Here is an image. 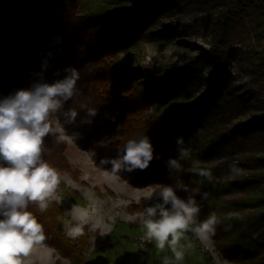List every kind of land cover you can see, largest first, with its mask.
Instances as JSON below:
<instances>
[{
	"label": "trees",
	"instance_id": "1",
	"mask_svg": "<svg viewBox=\"0 0 264 264\" xmlns=\"http://www.w3.org/2000/svg\"><path fill=\"white\" fill-rule=\"evenodd\" d=\"M189 3L213 20L210 48L202 53L200 61L195 59L171 73L129 62L121 64L120 53L135 54L130 49L135 48L144 32L168 36L171 30L156 31V24ZM57 35L62 43L54 45L52 40ZM235 44L244 46L252 63L253 81L264 91V0H0V97L28 88L35 79L33 73L42 70L46 58L43 53L52 52L50 67L43 72L47 82L62 78L67 66L79 71L76 95L64 106L79 114L75 123L66 127L70 134L80 133L75 145L92 152L94 165L110 169V165L100 166L99 160L115 158L117 149L128 139L146 134L161 158L154 159L144 171L122 172L119 177L137 187L175 186L178 179L183 181L192 192L177 189V195L182 199L195 196L201 206L197 220L213 212L220 220L215 233L219 234L221 251L242 264H264V190L254 187L264 180V157L254 155L264 152V119L241 120L240 116L250 109L248 98L227 90L228 80L215 88L209 86L198 71V65L205 62L224 66L227 51ZM56 71H60V77L53 76ZM85 105L96 108L98 115L88 117ZM105 113L114 116L115 121L105 118ZM89 119L92 123L87 122ZM178 136L191 149L189 158L178 153ZM45 145L50 150L44 156L47 162L59 172L68 170L66 142L49 136ZM235 153L241 156L237 166L248 167L251 173L217 181L230 173L228 165L208 164ZM169 158L179 160L180 172L167 171L165 161ZM192 159L205 162L214 179L209 182L194 174ZM203 192L209 193L207 200H201L199 193ZM238 192L242 195L237 199H226ZM66 194L83 204L74 193ZM28 211L44 227L43 243L70 258L72 264H162L164 256L172 258L168 247L161 251L154 241L148 239L144 245L136 241V235H145L142 225L117 222L104 244L87 259L75 243L68 241L77 242L79 236L67 233L65 239L60 228L64 214L55 200L43 212L35 204H30ZM86 233L84 228L83 239ZM192 233L190 230L187 236L196 264H212L196 248ZM215 235L212 238L216 239ZM184 257L182 264H193L187 259L188 253Z\"/></svg>",
	"mask_w": 264,
	"mask_h": 264
},
{
	"label": "clouds",
	"instance_id": "2",
	"mask_svg": "<svg viewBox=\"0 0 264 264\" xmlns=\"http://www.w3.org/2000/svg\"><path fill=\"white\" fill-rule=\"evenodd\" d=\"M52 43H62V37L57 35ZM43 55L46 58L42 60V70L33 73L35 79L28 88L14 90L0 97V264H22L21 257H27L34 245L46 239L43 225L28 211L30 204L37 205L41 212L45 211L49 202L56 199L55 191L61 182L59 170L44 158L50 151L45 145V139L56 136L58 142L75 145L81 138L80 133L70 134L66 127L75 123L79 113L74 108L65 110L64 107L76 95L79 71L67 66L63 69L62 78L47 82L43 72L50 67L49 60L53 53L49 51ZM53 76L60 77V71L54 72ZM84 108L88 117L98 115L96 108L87 105ZM104 115L115 121L114 116L108 113ZM87 122L92 123V120ZM175 143L178 153L189 158L191 149L185 146L184 138L178 136ZM88 158L92 160L91 155ZM160 158L155 154L151 138L139 133L117 149L115 158H101L99 165H110V169H103L105 174L119 178L118 174L122 172L144 171L154 159ZM220 163H227L232 175L243 172L236 162H228L227 157H222ZM165 164L169 172L182 170V164L177 159L169 158ZM191 171L209 182L214 179L212 171L199 159L191 160ZM177 189L192 192L179 179L175 186L153 184L133 189L145 192L146 200L156 197L160 201L144 207L137 213V218L145 236L155 242L157 249L162 251L168 247L171 250L172 258L164 256L162 264H182L184 249L192 247L187 236L190 230L210 238L220 223L214 212L198 221L201 206L195 196L190 194L182 199L177 195ZM199 195L201 200L209 197L207 192ZM82 234L81 225L68 226L69 236Z\"/></svg>",
	"mask_w": 264,
	"mask_h": 264
},
{
	"label": "rangeland",
	"instance_id": "3",
	"mask_svg": "<svg viewBox=\"0 0 264 264\" xmlns=\"http://www.w3.org/2000/svg\"><path fill=\"white\" fill-rule=\"evenodd\" d=\"M6 24L10 26V20H7ZM155 27L157 28L156 31L158 28H169L170 34L163 37L162 33L146 34L148 31L144 32L135 48L130 49L135 54L120 53L118 58L121 64L129 62L132 65L138 64L154 70L157 69L160 73H171L178 71L179 68L188 65L195 59L200 61V58L203 57L202 53L210 48L212 17L199 10L194 4L189 3L187 7L175 9L170 15L162 19L161 24L157 23ZM160 31L162 32V30ZM224 64V66H211L205 62L198 65V71L199 74L205 76L209 86L215 88L228 80L227 90L229 89L232 93L236 91L238 95H244L248 98L250 109L246 114L240 116L241 120L257 121L264 119V91L253 81L252 63L248 59L244 46L232 45L227 51ZM157 78L158 75H155L154 80ZM89 155L92 156L91 151L81 150L76 145L66 142L64 156L70 167L68 170L60 172L61 182L55 191V201L64 214L60 228L62 233L66 234L65 239L67 240L68 226L72 225V222L81 225L87 231V238L85 239L79 235L77 242L73 239L68 240L71 244L75 243L77 251H80V255L87 259L104 244L117 222L133 226L141 225L137 213L142 211L144 207L152 206L159 201L156 197H153L152 200H146L144 198L145 192L133 190L147 186H133L128 182L125 183L120 177L106 175L104 170L89 160ZM254 155L264 157V152ZM239 157L241 156L238 153L232 154L228 158V162H236ZM220 160L221 158H217L208 165H228L227 163H220ZM240 168L243 169L241 174L251 173L248 167ZM257 170L262 171L259 168ZM234 178L236 175L229 173L217 178V181L221 182ZM254 187L264 190V180ZM67 192L69 194L74 193V198L77 201H82L83 204L75 203L66 194ZM241 195L242 192L233 193L226 199H237ZM215 234L216 239L212 238L214 235L206 238L196 232H193L190 237L192 239L195 237L196 248L200 249L203 252V257L212 264H242L239 260L227 257L221 251L222 243L219 244L217 241L219 234L217 232ZM81 239L84 241V246L80 244ZM135 239L140 245H144L148 241L145 235L140 237L139 234L135 236ZM185 253L189 254V258H187L189 262L197 263L192 247H186ZM21 259L22 264H72L70 258L64 257L54 247L43 242L34 245L29 255L21 257ZM182 262H185V257Z\"/></svg>",
	"mask_w": 264,
	"mask_h": 264
}]
</instances>
